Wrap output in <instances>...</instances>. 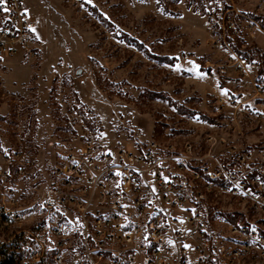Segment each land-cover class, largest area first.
Returning <instances> with one entry per match:
<instances>
[{"label": "rangeland", "instance_id": "374dc122", "mask_svg": "<svg viewBox=\"0 0 264 264\" xmlns=\"http://www.w3.org/2000/svg\"><path fill=\"white\" fill-rule=\"evenodd\" d=\"M234 2L264 28V0ZM25 5L37 27L33 51L0 61V163L8 171L0 191L14 190L29 214L34 198L52 187L56 167L90 141L133 150L154 139L187 152L192 144L204 156L231 141L264 149V117L246 114L264 106V95H256L264 84V33L246 39L226 29L225 43L209 11L221 13L229 0ZM18 153L31 161L24 176L11 164ZM212 203L216 234L224 220L258 217L264 233V215L251 201L219 194ZM255 257L264 264L263 254Z\"/></svg>", "mask_w": 264, "mask_h": 264}, {"label": "built area", "instance_id": "2783aa9c", "mask_svg": "<svg viewBox=\"0 0 264 264\" xmlns=\"http://www.w3.org/2000/svg\"><path fill=\"white\" fill-rule=\"evenodd\" d=\"M209 13L225 43L226 29L241 30L246 39L264 33L234 0L221 13ZM35 27L24 0L0 3V61L32 53ZM256 95L263 97V83ZM246 114L262 118L264 106ZM189 147L187 152L152 139L133 150H115L104 141L87 142L56 167L52 187L34 198L30 214L14 190H1L0 264L261 263L255 257L264 255L259 217L224 220L220 235L211 227L212 201L219 194L251 201L264 215V149L231 141L204 156ZM18 156L11 164L24 176L31 161ZM7 175L0 163V179Z\"/></svg>", "mask_w": 264, "mask_h": 264}, {"label": "crops", "instance_id": "0c3cea01", "mask_svg": "<svg viewBox=\"0 0 264 264\" xmlns=\"http://www.w3.org/2000/svg\"><path fill=\"white\" fill-rule=\"evenodd\" d=\"M24 2H25V0H24ZM25 7H26V5H25ZM26 9H27V7H26ZM27 11L29 12V10L27 9ZM29 14L31 15V13L29 12ZM36 28L37 27H35V31H36ZM259 49L263 52V54H264V37L261 35V37H259ZM261 69H259V74H262V72L260 71Z\"/></svg>", "mask_w": 264, "mask_h": 264}, {"label": "trees", "instance_id": "16d2710c", "mask_svg": "<svg viewBox=\"0 0 264 264\" xmlns=\"http://www.w3.org/2000/svg\"><path fill=\"white\" fill-rule=\"evenodd\" d=\"M263 58H264V54H263ZM244 59H245V60H252L251 58H247V59H246V58H244ZM260 71H261V72H264V69H262V68H261V70H260Z\"/></svg>", "mask_w": 264, "mask_h": 264}, {"label": "snow or ice", "instance_id": "6c2138e0", "mask_svg": "<svg viewBox=\"0 0 264 264\" xmlns=\"http://www.w3.org/2000/svg\"><path fill=\"white\" fill-rule=\"evenodd\" d=\"M3 2H4V0H0V3H3ZM4 11H7V8H5Z\"/></svg>", "mask_w": 264, "mask_h": 264}]
</instances>
